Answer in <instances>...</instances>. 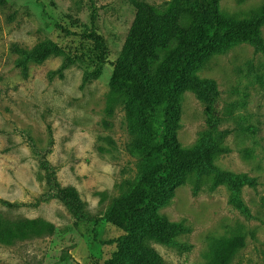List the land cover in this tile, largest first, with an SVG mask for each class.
<instances>
[{"label": "rangeland", "instance_id": "rangeland-1", "mask_svg": "<svg viewBox=\"0 0 264 264\" xmlns=\"http://www.w3.org/2000/svg\"><path fill=\"white\" fill-rule=\"evenodd\" d=\"M136 1L164 11L173 0H0V213L13 220L43 219L57 229L52 236L0 244V264H103L123 234L106 213L125 192V182L137 175L128 150L133 137L122 105L112 116L105 109L113 64L134 19ZM263 6L264 0L219 3L222 14L239 20ZM92 14L101 52L84 37ZM260 33L264 41V27ZM47 41L56 43L62 55L31 62L25 72L16 66L15 46L30 50ZM66 60L71 64L59 74ZM197 76L215 82L218 129L229 131L214 165L256 180L255 187L242 189L251 217L227 202L225 186H213L210 177L197 181L191 176L160 208L187 232L177 237L176 245L148 243L166 264H207L223 240L242 236L245 246L231 264H264V56L248 43L236 44L209 56ZM180 106L177 139L188 148L208 130L207 112L191 91L183 93ZM48 127L54 145L47 161L56 183L77 191L89 220L75 219L49 198L51 191L27 140L29 136L45 151ZM1 201L18 206L9 208Z\"/></svg>", "mask_w": 264, "mask_h": 264}, {"label": "trees", "instance_id": "trees-1", "mask_svg": "<svg viewBox=\"0 0 264 264\" xmlns=\"http://www.w3.org/2000/svg\"><path fill=\"white\" fill-rule=\"evenodd\" d=\"M220 0H173L164 11L142 2H134L135 15L119 58L113 64L105 113L112 116L118 104L123 107L126 129L133 137L128 147L136 161L137 175L126 181L125 192L109 207L107 220L123 232L114 242V251L103 264H166L149 241L176 245L179 235L187 232L180 223L171 222L160 213L174 197L178 187L194 176L197 181L210 177L213 186L223 185L228 203L250 218L242 197L244 187H255L256 180L244 174L223 171L214 165V155L222 149L229 131L218 129L215 105L219 92L212 80L200 79L197 72L211 55L232 46L248 43L264 56V6L243 20L222 14ZM188 15L189 22L184 23ZM95 15L85 39L94 51H102L101 37L94 30ZM66 35L77 36L65 31ZM16 66L27 70L29 63H42L51 56L62 55L59 46L47 41L30 50L14 47ZM71 64L66 60L60 74ZM191 91L204 104L208 130L188 148L180 145L181 97ZM45 151L27 136L38 168L56 199L78 220H89L84 205L72 187H58L47 156L54 145L52 130ZM9 208L17 204L1 201ZM56 227L43 219H10L0 213V244L11 246L32 238L52 236ZM245 246L242 236L221 242L207 264H231L235 254Z\"/></svg>", "mask_w": 264, "mask_h": 264}]
</instances>
